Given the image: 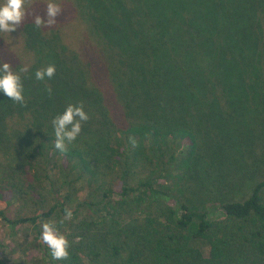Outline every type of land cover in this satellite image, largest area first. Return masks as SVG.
Masks as SVG:
<instances>
[{"label":"trees","instance_id":"trees-1","mask_svg":"<svg viewBox=\"0 0 264 264\" xmlns=\"http://www.w3.org/2000/svg\"><path fill=\"white\" fill-rule=\"evenodd\" d=\"M56 2L54 26L34 25L47 0H33L0 33L26 101L0 92V220L30 226L34 264H264V179L237 199L233 168L250 147L233 122L264 100V0ZM79 102L89 119L61 153L51 120ZM21 202L35 211L7 215ZM142 205L153 209L121 219ZM66 207L75 233L56 261L41 224Z\"/></svg>","mask_w":264,"mask_h":264},{"label":"clouds","instance_id":"clouds-1","mask_svg":"<svg viewBox=\"0 0 264 264\" xmlns=\"http://www.w3.org/2000/svg\"><path fill=\"white\" fill-rule=\"evenodd\" d=\"M33 3V0H3L0 3V33L14 32L22 24L26 15V8ZM62 14V8L56 0H47L44 16L34 15V25L37 28L42 26L51 27L57 23V17ZM11 43V41H9ZM28 66L20 69V72H27ZM56 73L55 65L37 69L35 79L37 81L50 80ZM45 90L52 95V88L46 85ZM0 92L10 98L14 103L26 106L23 95V84L21 76L12 70L8 62L0 64ZM89 115L84 111L83 102L68 104L65 110L51 120L54 130V147L61 153L67 152V145L72 144L82 130V124L88 121ZM133 145L135 141H132ZM73 219V212L70 208L64 209L62 218L58 221L60 225ZM40 239L49 249L51 258L56 261L69 258V241L57 228L56 221H47L41 224Z\"/></svg>","mask_w":264,"mask_h":264},{"label":"rangeland","instance_id":"rangeland-1","mask_svg":"<svg viewBox=\"0 0 264 264\" xmlns=\"http://www.w3.org/2000/svg\"><path fill=\"white\" fill-rule=\"evenodd\" d=\"M262 79L264 80V58ZM233 126H239L241 133L245 135L246 142L250 147L242 150V157H239V164L233 167L237 171L235 184L238 188L235 190L237 199H243L250 193V186L261 179H264V100L258 101L249 106V111L242 118L241 122H233ZM48 184L45 183L46 190ZM73 201L84 197L86 189L84 185L78 184L74 189ZM264 198V192H263ZM52 198L46 194V203L44 208L51 204ZM36 207L31 203H19L7 210V215L14 217L16 215H30ZM131 212L128 207H124L120 214L122 220L131 217H142L147 211L153 208H147V205L133 207ZM62 217L55 215L50 221L57 222L58 230L70 239L75 233L68 225H60L58 221ZM33 232L29 225H18L10 229L3 221L0 220V259H7L9 264H34V258L38 255V250L31 245ZM74 238V236H73ZM204 256L208 255L207 247H203Z\"/></svg>","mask_w":264,"mask_h":264}]
</instances>
